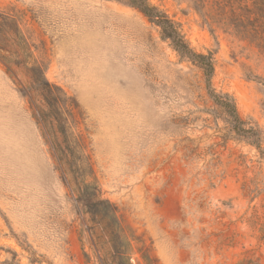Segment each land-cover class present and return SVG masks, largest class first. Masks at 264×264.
<instances>
[{"label": "rangeland", "instance_id": "rangeland-1", "mask_svg": "<svg viewBox=\"0 0 264 264\" xmlns=\"http://www.w3.org/2000/svg\"><path fill=\"white\" fill-rule=\"evenodd\" d=\"M136 1L0 0V264H112L126 243L113 264H264V0H146L209 81ZM14 52L73 102L120 239L63 183Z\"/></svg>", "mask_w": 264, "mask_h": 264}, {"label": "trees", "instance_id": "trees-1", "mask_svg": "<svg viewBox=\"0 0 264 264\" xmlns=\"http://www.w3.org/2000/svg\"><path fill=\"white\" fill-rule=\"evenodd\" d=\"M134 4L149 18L150 22L161 28L163 36L169 38L176 49L202 68L206 80L209 81L213 67L208 56L190 49L183 41L175 23L155 7L148 5L146 0H137ZM13 54L18 58L15 52ZM24 56L28 57L26 51ZM0 58L7 63L11 62L2 54ZM18 59H13L12 62L18 66H24L29 71V82L21 91L28 96L34 108L33 116L63 183L73 188L72 191L76 193V202L82 205L84 212L89 214L94 225L101 227L104 235L120 239L122 229L117 222V208L108 199L101 197L90 160L82 152V141L69 131L68 115L73 111V102L59 86L45 78L43 65L40 62L35 61L30 67H26L25 58ZM215 98L235 120L241 122L234 105L227 97L216 96ZM128 246L129 243L125 246L118 247L115 244L111 246L114 250L110 254L112 264L116 262L115 260H124Z\"/></svg>", "mask_w": 264, "mask_h": 264}]
</instances>
